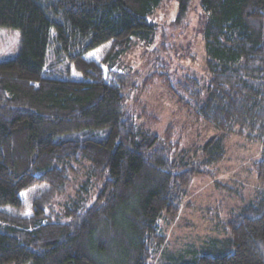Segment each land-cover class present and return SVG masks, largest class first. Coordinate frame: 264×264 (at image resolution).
<instances>
[{"label": "trees", "instance_id": "trees-1", "mask_svg": "<svg viewBox=\"0 0 264 264\" xmlns=\"http://www.w3.org/2000/svg\"><path fill=\"white\" fill-rule=\"evenodd\" d=\"M194 14L205 72L176 88L161 45L166 25ZM0 26L22 35L0 61V264H152L161 220L179 216L197 177L215 175L232 133L261 141L264 183V0H0ZM136 41L154 67L142 80L126 61ZM152 81L219 131L199 153L172 123L161 133L141 123L151 115L133 94ZM80 159L88 171L60 210ZM224 225L227 236L175 264H264V190Z\"/></svg>", "mask_w": 264, "mask_h": 264}, {"label": "rangeland", "instance_id": "rangeland-1", "mask_svg": "<svg viewBox=\"0 0 264 264\" xmlns=\"http://www.w3.org/2000/svg\"><path fill=\"white\" fill-rule=\"evenodd\" d=\"M172 17L161 14L160 19L170 21ZM188 24L180 28L166 25L168 40L161 45L164 49L162 53L164 61L169 67L168 71L175 76L171 82L174 86L177 84V79L186 73L205 72V47L202 36L198 34L196 14L191 17ZM21 41L22 35L19 29L0 26V61L17 56ZM134 44L131 48V58L128 56L123 62L126 59L133 66L138 67L141 75L139 79L142 80L154 70V67L149 61L150 56L143 54L145 49L139 42L136 41ZM137 49L140 50L138 55ZM191 53L196 54V57L188 56ZM173 94L167 84L152 81L135 91L132 104L136 100L146 104L147 112L151 116L149 120L141 119V123L149 125L160 133L172 123L184 140L187 154L194 156L195 153H199L202 144L219 131L189 114ZM226 148L225 158L213 168L215 175L199 176L192 182L179 216L161 220L167 238L152 264H175L183 259L192 258L201 253L203 246L210 240L227 236L224 222L229 213L238 210L259 191L264 190V183L257 180L253 165L261 154V141L232 133L227 137ZM73 164L79 172L73 174L75 185L72 183L69 186L68 197L56 201V207L60 210L77 197V186L88 171V163L83 159ZM216 180L223 185L218 184Z\"/></svg>", "mask_w": 264, "mask_h": 264}]
</instances>
